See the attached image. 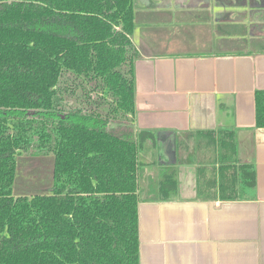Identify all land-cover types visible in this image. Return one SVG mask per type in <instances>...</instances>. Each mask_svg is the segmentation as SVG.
I'll use <instances>...</instances> for the list:
<instances>
[{
  "label": "trees",
  "instance_id": "1",
  "mask_svg": "<svg viewBox=\"0 0 264 264\" xmlns=\"http://www.w3.org/2000/svg\"><path fill=\"white\" fill-rule=\"evenodd\" d=\"M134 30L133 0H0V264H141L144 159L159 133L135 123ZM256 109L264 127V90ZM215 139L220 166L199 168L198 197L245 198L255 170L237 165L231 130ZM24 154H54L50 191L14 192ZM159 184L177 192V170Z\"/></svg>",
  "mask_w": 264,
  "mask_h": 264
},
{
  "label": "crops",
  "instance_id": "2",
  "mask_svg": "<svg viewBox=\"0 0 264 264\" xmlns=\"http://www.w3.org/2000/svg\"><path fill=\"white\" fill-rule=\"evenodd\" d=\"M133 7L141 53L135 123L159 133L158 148L144 159L141 264H264V127L256 109L264 90V0H133ZM223 129L234 133L235 161L251 165L256 185L245 198L202 199L199 168H219L215 138ZM187 132L204 140L190 136L192 148L175 159L176 140ZM173 168L178 190L168 193L159 183ZM152 187L173 197L147 199Z\"/></svg>",
  "mask_w": 264,
  "mask_h": 264
},
{
  "label": "rangeland",
  "instance_id": "3",
  "mask_svg": "<svg viewBox=\"0 0 264 264\" xmlns=\"http://www.w3.org/2000/svg\"><path fill=\"white\" fill-rule=\"evenodd\" d=\"M54 154L34 156L24 154L18 158L15 193H42L50 191L53 180Z\"/></svg>",
  "mask_w": 264,
  "mask_h": 264
}]
</instances>
